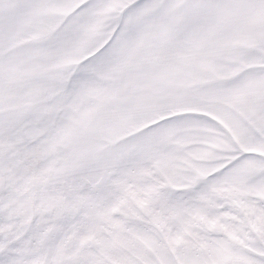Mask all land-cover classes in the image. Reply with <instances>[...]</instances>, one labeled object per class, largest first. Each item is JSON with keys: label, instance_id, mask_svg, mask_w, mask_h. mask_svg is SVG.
<instances>
[{"label": "snow or ice", "instance_id": "obj_1", "mask_svg": "<svg viewBox=\"0 0 264 264\" xmlns=\"http://www.w3.org/2000/svg\"><path fill=\"white\" fill-rule=\"evenodd\" d=\"M0 264H264V0H0Z\"/></svg>", "mask_w": 264, "mask_h": 264}]
</instances>
